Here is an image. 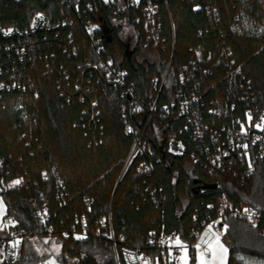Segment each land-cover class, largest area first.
<instances>
[{
	"label": "trees",
	"instance_id": "trees-1",
	"mask_svg": "<svg viewBox=\"0 0 264 264\" xmlns=\"http://www.w3.org/2000/svg\"><path fill=\"white\" fill-rule=\"evenodd\" d=\"M90 2L92 9L87 14L82 9L80 15L93 21L97 20L92 15L98 16L101 26L97 35L103 48L100 56L85 35L79 15L63 0H0V25L26 28L36 13L53 21L69 16L75 20L72 29L78 44L74 55L60 42L66 34L64 29L60 39L53 33H38L34 36L38 54L28 58L33 66L27 69L20 66L16 52L0 53L5 71L15 73L17 78L25 74L30 83L25 93L0 95V160L4 161L0 166V199L25 235L17 264L39 263L42 257H37L30 240L48 236L61 245L62 264L71 257L82 258L81 264H116L112 246L95 231V223L109 213L116 236L122 235L132 247H142L148 233L161 227L178 231L182 238L189 237L205 217L207 206L216 204L224 192L239 205L248 202L247 194L264 202V162L259 161L255 173L247 179L235 178L228 170L209 174L192 162L189 153L174 157L160 144L153 146L154 158L159 159L153 175L141 174L133 165L120 181L132 144L121 118V103L126 99L118 88L108 87L102 81V71L94 68L100 59H114L116 51L123 52L119 67L143 98L158 96V88L170 69L159 95L162 105L175 94L174 81L194 60L193 50L199 49L203 62L195 73L202 97L198 109L217 126L231 125V118L242 117L251 103L244 96L253 97L254 105L264 110V0H167V6L160 0V27L156 32L166 46L164 50L147 40L145 20L137 23L134 8L126 5V0ZM115 19H127L134 27L135 51L156 50L158 61H136L134 52L128 51L115 34L111 25ZM0 42L5 40L0 38ZM9 77L6 72L4 78ZM155 78L159 80L158 88H153ZM20 97L23 110L16 109ZM212 103L221 112L220 118L208 114ZM184 124L185 119L173 121L170 126L185 142L188 152L197 151ZM19 174L34 185L30 191L44 194L51 212L52 235L36 217L38 206L30 200L32 192L26 187L8 189L9 182ZM58 180L64 185L60 200L55 195ZM147 184L164 196L161 204L153 203L148 194L141 197L138 190ZM203 185L217 188L201 187L196 193L195 188ZM85 197L92 200L89 207ZM195 215L197 222L193 220ZM82 218L86 220L85 228ZM72 226L77 233L88 231V239L74 238ZM225 226L236 247L229 251L227 264H244L237 254L264 258L263 230L233 217ZM63 231L70 233L69 237L63 236ZM191 264H195L194 252Z\"/></svg>",
	"mask_w": 264,
	"mask_h": 264
},
{
	"label": "built area",
	"instance_id": "built-area-1",
	"mask_svg": "<svg viewBox=\"0 0 264 264\" xmlns=\"http://www.w3.org/2000/svg\"><path fill=\"white\" fill-rule=\"evenodd\" d=\"M90 1L63 0L64 3L69 5V10H74L79 15L85 35L89 38L97 55L100 56L103 48L100 45L101 38L97 35L101 26L100 21L97 19L98 16L94 13L92 16L97 21H93L87 17L81 19L80 15L82 9L86 14L92 9ZM103 1L114 2L118 0ZM162 1L167 6V0ZM126 2V5L134 8V13H136L134 19L137 23L140 24L143 19L145 20L143 27L147 33V40L156 47L160 46L162 50L166 49L156 32L160 27V0H126ZM77 21L79 22L78 19ZM28 23L26 28L0 25V38L5 40L3 43L0 42V53L1 51L16 52L19 56L20 66L23 69L32 67L33 65L28 58H32V54H38L39 45L34 40V36L38 33H53L55 38L60 39L61 29H64L66 34L60 41L65 47L64 50L72 49L74 55L77 54L78 44L72 29L75 24L73 18L68 16L61 18L59 21H53L43 13H36ZM193 52L195 54L194 60L190 61L188 68L184 70L185 73L181 72L178 79L174 81L175 94L172 95L169 103L162 105L158 102L159 95L163 91L162 87L165 86L170 69L160 87L157 78L153 81V88L159 87L158 96L152 94L143 98L137 94L134 84L128 82L126 71L122 70L115 62V57L114 59H100L94 66L96 70L102 71V81L108 87L118 88L121 97L126 99V102L121 103V118L125 124V132L132 137V144L128 157L125 159L122 173H120V181L133 165H135L137 172L146 176L153 175L156 170V162L159 160L154 158L156 152L153 146L159 144L162 147L161 149L166 150L168 154L174 157H184L189 153L188 157L192 162L206 168L209 174L228 170V173H232L235 178L241 176L243 179H247L255 173L259 161L264 162V110L254 105L253 97L244 96L243 99H248L251 103L242 112V117L231 118V125L222 124L217 126L215 122L205 119L203 112L198 109L201 106L202 97L197 91L200 82L195 74L199 71L198 64L203 62V57L199 49H194ZM1 60L0 55V63ZM6 72L10 74L8 79L4 78ZM19 75V78H17L15 73L5 71L0 64V95L11 91L26 92L29 80H27L25 74L21 73ZM189 87L193 89H189ZM91 105L96 109L95 102ZM23 107H25L24 101L20 97L16 102V109L23 110ZM220 113L215 103H212L208 114L220 118ZM95 115L97 116V113ZM249 115L251 120L248 119ZM26 117L27 115H25ZM184 119L187 121V124H184V131L190 132L197 151L188 152L185 142L178 137L170 126L171 122ZM159 130H161V133H158ZM182 131V129H179L180 133ZM166 133L168 134L166 135ZM3 164L4 161L0 160L1 167ZM17 180L20 183L14 184L13 182ZM32 186L34 185H31L23 175L19 174L9 182L8 189L17 190L26 187L30 191ZM63 188V182L58 180L57 190H55L58 200L62 197ZM138 191L143 198L145 194H148L152 198L151 201L156 205L161 204L162 199H164V196L159 195L156 187L152 184H147ZM30 194H32L31 202L33 205L38 206L36 217L44 230L52 235L54 231L50 223L51 212L48 202L44 200V194L41 192ZM231 198L227 192H224L217 198L216 204H209L205 217L201 218L200 224L189 233L190 235L187 238H182L176 230L166 231L161 227L148 233L142 247H132L126 244L122 235L116 236L111 213L102 216L95 223V231L100 238L106 240L112 246L116 264H120L121 261L125 264H183L182 255L184 253L191 254L194 252V254H200L205 252V255L209 256L211 251H205L207 245L201 241V237L204 236L209 225L212 226L211 232L219 234L220 242L229 251L236 250L234 243L226 232L225 225L229 217L243 220L264 231V202L253 199L249 194L246 196L248 202L240 205ZM85 203L89 207L92 203L91 198L85 197ZM193 220L197 222L198 217L193 216ZM81 221L82 226L85 228V218H82ZM72 228L71 235L74 238L77 240L88 239V231L77 233L74 226ZM62 235L69 237L70 233L63 231ZM177 237H179L182 245L186 247V251L185 248L174 242ZM24 240L25 235L17 229L16 218L5 213L0 220V264H17ZM16 241H19V243L13 247ZM197 244L200 245L199 248L195 247ZM81 259L71 257L67 264H81Z\"/></svg>",
	"mask_w": 264,
	"mask_h": 264
},
{
	"label": "rangeland",
	"instance_id": "rangeland-1",
	"mask_svg": "<svg viewBox=\"0 0 264 264\" xmlns=\"http://www.w3.org/2000/svg\"><path fill=\"white\" fill-rule=\"evenodd\" d=\"M104 29L109 30L108 26L103 22ZM112 27L116 30L115 34L119 40L124 43L129 49L128 51L134 52V59L138 62L142 61H158L159 55L156 50H140L135 51L137 45V33L134 27L127 21V19H115L112 20ZM108 37L111 36L108 34ZM124 58V53L121 51H116L115 53V62L119 65ZM161 133V130L158 131ZM192 168V166L190 167ZM7 213L6 205L3 199H0V220ZM31 243L34 248V252L37 257H42L41 261L37 264H62L60 261L62 256L60 254L61 245H59L54 238L52 237H33L31 238ZM221 243V242H220ZM225 247V246H224ZM226 248V247H225ZM211 251V250H210ZM217 255H219V251L217 250ZM183 256V264H191V254H185ZM229 256V250L224 257L223 264H227ZM237 256L244 262V264H264V258L259 257H246L241 254H237ZM201 259H203L204 264H221L219 259H212V251L209 256L204 255L203 258L199 253L195 254V264H201Z\"/></svg>",
	"mask_w": 264,
	"mask_h": 264
},
{
	"label": "snow or ice",
	"instance_id": "snow-or-ice-1",
	"mask_svg": "<svg viewBox=\"0 0 264 264\" xmlns=\"http://www.w3.org/2000/svg\"><path fill=\"white\" fill-rule=\"evenodd\" d=\"M9 31H11V30H9ZM248 119L251 120L250 115H249ZM257 126L259 127V125H257ZM129 131H131V129H129ZM245 147H246V145H245ZM13 183L18 184V183H20V181L17 180V181H14ZM245 211H247V210H245ZM211 228H212V226L209 225L208 229L204 233V236L201 237V241H202V243L207 245V249L205 251H208V250L212 251V259L213 260L219 259L221 261V264H223V260H224V257L226 256L228 249L225 248L222 243H220L219 234L211 232ZM174 242L177 245H180L181 247L185 248V251H186V247L182 245V242L180 241L179 237H177ZM18 243H19V241H16L13 244V247H15ZM162 243H163V241H162ZM195 247L199 248L200 245L197 244ZM217 250L219 251V255H217ZM200 255L203 258V256L205 255V252H201ZM50 264H51V262H50ZM201 264H204L203 259H201Z\"/></svg>",
	"mask_w": 264,
	"mask_h": 264
},
{
	"label": "water",
	"instance_id": "water-1",
	"mask_svg": "<svg viewBox=\"0 0 264 264\" xmlns=\"http://www.w3.org/2000/svg\"><path fill=\"white\" fill-rule=\"evenodd\" d=\"M195 184H199L198 181H195ZM201 187H204V188H217V185H203V186H197L195 188V192L198 193V191L201 189Z\"/></svg>",
	"mask_w": 264,
	"mask_h": 264
}]
</instances>
